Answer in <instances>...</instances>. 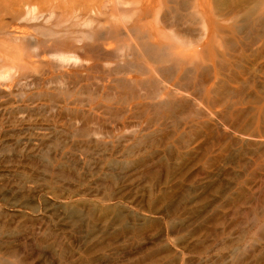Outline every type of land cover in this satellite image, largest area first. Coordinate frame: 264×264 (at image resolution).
<instances>
[{"label":"rangeland","instance_id":"obj_1","mask_svg":"<svg viewBox=\"0 0 264 264\" xmlns=\"http://www.w3.org/2000/svg\"><path fill=\"white\" fill-rule=\"evenodd\" d=\"M42 4L0 32V264H264V0Z\"/></svg>","mask_w":264,"mask_h":264},{"label":"bare ground","instance_id":"obj_2","mask_svg":"<svg viewBox=\"0 0 264 264\" xmlns=\"http://www.w3.org/2000/svg\"><path fill=\"white\" fill-rule=\"evenodd\" d=\"M43 1H45V3H48V4H50V6L49 5H46L45 3V5H43L42 3H43ZM50 1L51 0H12V2H11V4L9 5V9H8V11H7V13H5V14H0V32H2L1 30H5V32L6 33H9V32H12L13 30H22L23 28L21 27V24H29V23H34V22H40V20L36 17V16H33L32 15V13H34L35 12V10H36V8L37 9H39L37 6H38V4L40 5V4H42L43 5V8H48V6L50 7V8H53L54 7V9L57 7V6H60L61 8H63V9H65L64 7H63V5L60 3H58V1H57V3H58V5L57 6H55V5H52L51 6V4L53 3V0L51 1V3H50ZM55 2V1H54ZM159 2H160V0H159ZM56 3V2H55ZM164 3V2H163ZM161 4V3H160ZM41 6V5H40ZM44 6H47V7H44ZM158 6V5H157ZM58 8V7H57ZM56 8V9H57ZM61 8H59V9H61ZM62 9V10H63ZM56 11V10H55ZM1 12V11H0ZM63 12H64V10H63ZM2 13H3V11H2ZM4 16H8V18H7V20H6V17L4 18ZM59 17V16H58ZM59 19V18H58ZM79 21V20H78ZM46 22V21H45ZM47 22H48V20H47ZM62 22V21H61ZM60 21L58 22H56V23H58L59 24V26L62 24ZM64 22V21H63ZM61 23V24H60ZM88 24V23H87ZM56 25V24H55ZM75 25V24H74ZM58 26V25H57ZM84 26V25H83ZM25 28V27H24ZM25 30H28L27 28L25 29ZM25 30H23V34L22 35H24L25 33L26 34H28ZM32 30V29H31ZM16 32V31H15ZM18 32H16V36H19V34H17ZM4 34V33H3ZM13 34V33H12ZM137 34V33H136ZM15 35V34H14ZM13 35V36H14ZM28 36H30V34L28 35ZM11 37V36H10ZM20 37V36H19ZM19 37H17V38H19ZM22 38L24 37V36H21ZM25 37H26V35H25ZM22 38H20V40L22 39ZM27 38V37H26ZM171 38V37H170ZM12 40H14V39H11V40H6V41H3L2 39H0V44H2V45H8L9 46V48L11 47V49L13 48L14 50H16L17 52H21L22 50H23V47H22V44H20L19 45V43L17 44V43H12ZM18 41H19V39H18ZM17 41V42H18ZM14 42H16L15 40H14ZM22 43V42H21ZM63 46V45H62ZM65 46V45H64ZM57 47V46H56ZM26 48V47H25ZM61 48V47H60ZM59 48V46H58V49H60ZM54 49V46L52 47V50ZM51 50V51H52ZM69 50V49H68ZM54 51V50H53ZM52 51V52H53ZM56 51V50H55ZM60 51V50H59ZM63 51V50H62ZM61 51V52H62ZM64 51L65 52H67V50H65V48H64ZM63 51V52H64ZM69 52V51H68ZM58 53V52H57ZM59 54V53H58ZM151 55V54H150ZM60 56H62V55H60ZM63 58H65L64 56H62ZM62 58V59H63ZM3 67H4V65H3ZM1 68V70L2 69H4V68H2V67H0Z\"/></svg>","mask_w":264,"mask_h":264}]
</instances>
